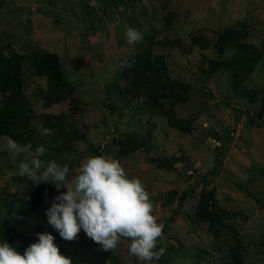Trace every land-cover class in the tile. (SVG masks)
Masks as SVG:
<instances>
[{"label":"rangeland","instance_id":"1","mask_svg":"<svg viewBox=\"0 0 264 264\" xmlns=\"http://www.w3.org/2000/svg\"><path fill=\"white\" fill-rule=\"evenodd\" d=\"M126 27L141 32L143 40L129 45ZM193 37L206 48L192 47ZM220 39L224 43L218 48ZM235 42L264 51V0H0V53L25 55L24 92L31 106L24 116L0 124V224L15 217L28 235L52 234L72 264H134L130 239L121 238L114 252H105L83 230L74 241L61 238L47 221L51 200L16 213L13 197L31 181L18 175L16 165L24 157L6 151L7 138L18 132L32 140L33 150L45 147V165H67L69 180L95 156L93 149L120 161L128 178L142 182L158 223L177 208L175 221L159 240L157 251L164 247L165 255L151 264H227L232 248L241 254L242 264H264V127L248 123L246 116L234 126L238 109L256 113L261 100L249 104L238 98L231 72L212 71L208 62L233 54ZM42 51L60 54L70 82V89L53 99L47 77L36 75L29 59ZM160 55L165 68L157 61ZM168 77L184 88L157 83ZM142 81L141 87L135 85ZM263 84L264 60L248 87H256L261 97ZM9 93L0 83V110ZM172 102L174 112L163 114ZM69 123L86 136L67 150L58 131ZM127 133L147 139L149 148L120 155L113 140ZM157 155L188 162L163 169L150 160ZM215 167L218 173L205 186L200 176ZM192 185L195 192L179 206V196ZM204 187L215 188L221 205L237 216L216 228L197 218ZM172 191L175 197L168 198Z\"/></svg>","mask_w":264,"mask_h":264},{"label":"clouds","instance_id":"2","mask_svg":"<svg viewBox=\"0 0 264 264\" xmlns=\"http://www.w3.org/2000/svg\"><path fill=\"white\" fill-rule=\"evenodd\" d=\"M129 45L143 40L132 27L124 29ZM6 151L21 159L16 165L18 175L35 185L51 183L66 192L53 199L46 211L48 224L66 241H74L83 230L88 238L105 252H114L121 238L130 239L129 254L145 264L159 261L165 248L159 247L163 238L162 223L153 215L154 206L138 178H128L120 161L104 156H92L84 161L78 173L68 179L70 169L55 161H42L46 149L31 143L19 144L7 138ZM37 242L21 254L7 242L0 244V264H72L54 243L50 233H37Z\"/></svg>","mask_w":264,"mask_h":264},{"label":"trees","instance_id":"3","mask_svg":"<svg viewBox=\"0 0 264 264\" xmlns=\"http://www.w3.org/2000/svg\"><path fill=\"white\" fill-rule=\"evenodd\" d=\"M174 42L179 41L177 40ZM192 42V47H194V45H198L203 49L206 48L200 39L196 37L192 38ZM223 43L224 41L220 39L216 43V46L220 48ZM231 46L234 48L233 54L222 59L209 58L208 62L210 69L212 71L222 69L231 72L233 77L232 85L235 88L238 98L247 101L249 104H254L255 102L261 100V108L256 113H249L246 111L248 109H238L239 114L235 116L234 126H236L242 116H246L248 123L250 122L252 124H257V126L264 127V84L262 89L263 95L261 97L260 92L256 87H248L249 77L253 74L259 63L264 60V51L257 45L247 42H235L232 43ZM24 57L25 55L15 50H11L7 55L0 53V83L6 86L10 92L9 95H7L8 101L6 102L5 107L0 110V124L24 116V109L31 107L24 92L22 67ZM29 59L36 75L47 77L49 85L48 95L50 98H56L70 89V82L67 79L59 53L52 51H42L41 53H33L29 55ZM157 61L162 68L166 67L163 55H160ZM122 75L123 73L118 74L119 77ZM157 83H164L172 87L184 88L183 85L173 81L169 77L164 81H158ZM135 85L141 87L143 85V81ZM130 90H132V87H130L129 91ZM116 92L118 94L121 93L119 89H116ZM145 93L151 97L153 96V91L148 88L145 89ZM173 105L174 102H172V105L168 108V110H162V113L170 114L171 112H174ZM178 127L183 130L189 129V127H184L181 125H178ZM229 132L230 131L225 132L223 136L228 137L230 134ZM58 134L62 136V148L67 150L71 148V144L76 138L86 136L84 133L79 131L78 128L70 123L62 125L58 131ZM11 137L13 140L22 145H26L28 143L32 144L31 139L18 132H12ZM113 143L118 145L119 154L125 156L131 155L137 150L149 148V141L147 139L133 133H127L121 138H114ZM93 152L95 156L102 155L98 149H93ZM150 160L155 162V164H157L160 168L169 170L174 169L178 162H188L186 157L169 158L163 155L151 157ZM217 173L218 171L215 167V169H212L207 174H205L206 176L201 175L199 180L202 182V184H206L205 186H208L213 182V176ZM195 188V185H192L188 190L184 191L179 196V206H181L188 199V197L191 196L193 192H195ZM62 192H65L64 188L57 190L51 183H41L39 185H35L32 181H30L20 196L13 197L14 202L17 204L16 213L22 215L30 210H34L35 205L40 200L47 199L53 202V199ZM173 195L175 197L176 191H172V195L168 198H172ZM177 214L178 209L176 208L172 214L162 223L164 225L163 234L169 230L170 223L175 221ZM194 214L197 218L207 221L212 228H216L223 225L225 220L237 216L238 212L231 211L221 205L215 188L208 189L204 187L202 189ZM37 240L38 237L28 235L25 232L19 230L15 217L6 218L0 224V244L7 242L21 254L24 253L28 246L37 242ZM133 260L134 264L138 263V259L134 256ZM242 263L243 261L241 254L237 248H235V250L232 248V251H230L228 256L227 264Z\"/></svg>","mask_w":264,"mask_h":264}]
</instances>
